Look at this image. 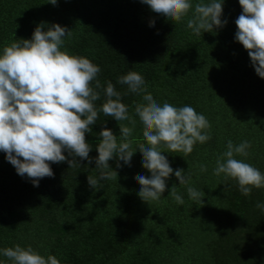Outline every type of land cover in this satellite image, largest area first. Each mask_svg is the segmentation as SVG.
Segmentation results:
<instances>
[{"label":"trees","instance_id":"obj_1","mask_svg":"<svg viewBox=\"0 0 264 264\" xmlns=\"http://www.w3.org/2000/svg\"><path fill=\"white\" fill-rule=\"evenodd\" d=\"M201 0H192L193 5ZM211 0H203L210 3ZM180 22L155 13L141 0H0V53L15 40L31 39L37 25L44 30L60 24L72 32L64 37L70 54L90 59L101 68V87L95 101L99 119L86 133L92 146L91 163L73 157L51 163L52 177L34 186L0 151V249L31 246L41 255H54L60 264H264V188L249 196L238 182L214 174L216 161L234 145L249 141L247 157L234 154L264 173V78L252 65L248 51L235 39V20L242 12L239 0H224L221 19L227 24L211 32L193 33L187 20ZM154 21V24L151 22ZM141 74L147 93L161 105L192 106L209 121L211 139L197 142L193 151L163 152L174 172L191 175L179 184L174 172L158 201H143L135 177L151 173L143 167L139 143L143 124L135 112L146 104L118 79L128 72ZM111 82L136 123L131 163L114 157L110 167L117 179L100 181L93 189L88 176L97 178L99 133L105 127L121 142L118 122L100 111ZM115 99V98H113ZM77 163L70 167L68 161ZM121 165L117 167V163ZM200 165L207 170L201 171ZM175 186L184 199L177 205L170 195ZM203 191L202 201L189 198L187 187ZM0 262L11 264L0 253Z\"/></svg>","mask_w":264,"mask_h":264},{"label":"clouds","instance_id":"obj_2","mask_svg":"<svg viewBox=\"0 0 264 264\" xmlns=\"http://www.w3.org/2000/svg\"><path fill=\"white\" fill-rule=\"evenodd\" d=\"M55 5L57 0H47ZM153 12L162 14L169 20L180 22L188 16L187 27L193 33L211 32L227 24L222 20L224 0H211L193 5L192 0H141ZM241 14L235 20L237 31L235 39L248 51L256 73L264 78V0H239ZM154 24V21L151 22ZM72 32L60 24H52L44 30V23L36 26L31 39H20L6 45L0 53V151L15 167L17 174L27 176L34 186L39 180L54 176L51 163H60L70 156L80 157L91 163L89 153L92 146L86 141V133L99 119L95 101L100 93L92 87H101L97 79L101 68L90 59L70 54L64 47V37ZM118 82L128 85L133 93H146V104H137L135 112L142 122L143 137L147 142L139 143L138 149L143 156V167L151 176L137 175L140 184L138 195L145 202L158 201L164 193L174 170L162 153H183L187 156L194 145L206 143L211 139V125L208 119L189 105L177 107L167 102L159 104L150 93L144 77L134 71L120 77ZM107 101L100 111L105 116L114 117L118 122L129 121L133 127L119 124L121 142L116 135L105 127L99 133L101 140L97 146L96 166L99 176H88L93 189L100 187V181L117 179L118 173L109 165L114 157L125 164L131 163L133 128L136 121L129 116L128 107L121 102V94L109 82L105 89ZM115 98V99H113ZM249 141L234 145L227 142V151L217 158L214 174L221 173L226 178L235 179L239 190L249 196L253 188H264V173L255 166L234 158V154L247 157ZM70 167L77 163L68 161ZM121 165L117 163L119 168ZM206 171L205 165H200ZM184 169H176L174 174L181 185H189L191 175H184ZM189 198L202 201L203 191L188 186ZM170 195L177 205H183L184 199L172 186ZM264 212V203H257ZM0 253L11 264H60L54 255H41L30 245L0 249ZM3 264V262H0Z\"/></svg>","mask_w":264,"mask_h":264}]
</instances>
